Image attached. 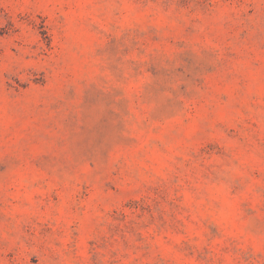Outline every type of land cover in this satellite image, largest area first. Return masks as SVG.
Returning a JSON list of instances; mask_svg holds the SVG:
<instances>
[{"label":"rangeland","instance_id":"rangeland-1","mask_svg":"<svg viewBox=\"0 0 264 264\" xmlns=\"http://www.w3.org/2000/svg\"><path fill=\"white\" fill-rule=\"evenodd\" d=\"M0 264H264V0H0Z\"/></svg>","mask_w":264,"mask_h":264}]
</instances>
